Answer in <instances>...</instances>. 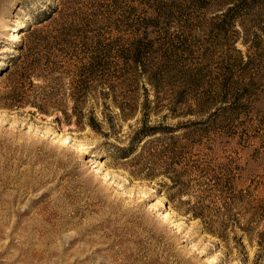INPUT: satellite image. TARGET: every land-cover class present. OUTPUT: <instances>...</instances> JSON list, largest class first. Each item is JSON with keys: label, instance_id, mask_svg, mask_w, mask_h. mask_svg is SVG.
Instances as JSON below:
<instances>
[{"label": "rangeland", "instance_id": "374dc122", "mask_svg": "<svg viewBox=\"0 0 264 264\" xmlns=\"http://www.w3.org/2000/svg\"><path fill=\"white\" fill-rule=\"evenodd\" d=\"M0 264H264V0H0Z\"/></svg>", "mask_w": 264, "mask_h": 264}, {"label": "trees", "instance_id": "16d2710c", "mask_svg": "<svg viewBox=\"0 0 264 264\" xmlns=\"http://www.w3.org/2000/svg\"><path fill=\"white\" fill-rule=\"evenodd\" d=\"M65 31H68V29H65ZM68 32H72V29H70ZM73 32L76 33V36H81L82 37V34L81 31H74ZM68 34V33H67ZM66 35V34H65ZM55 39H57V36L54 37ZM134 64L140 66V56H139V53L137 51H133L132 52V59ZM36 65V64H35ZM98 68H100V58L98 56L95 55V57L92 58V61L90 62L88 68H86V71L87 73H90V74H95L96 71L98 70ZM28 78V73H26L24 75V78ZM29 79V78H28ZM153 81V84H154V79H151ZM85 83V82H84ZM81 94V92H79ZM85 94V93H84ZM82 94V96L84 95ZM80 96V95H79ZM94 127V126H93ZM155 133L157 132H152V133H148L146 136H152V135H155ZM183 192V191H182ZM197 210V212H195L193 215L196 217V218H202V216H204V208L203 207H195Z\"/></svg>", "mask_w": 264, "mask_h": 264}, {"label": "bare ground", "instance_id": "6f19581e", "mask_svg": "<svg viewBox=\"0 0 264 264\" xmlns=\"http://www.w3.org/2000/svg\"><path fill=\"white\" fill-rule=\"evenodd\" d=\"M9 40L17 42V41H20L21 39H20V36L18 34L17 35L12 34V35H10Z\"/></svg>", "mask_w": 264, "mask_h": 264}]
</instances>
